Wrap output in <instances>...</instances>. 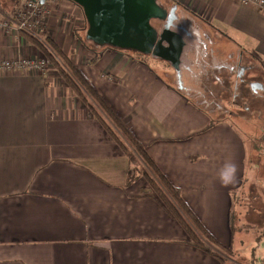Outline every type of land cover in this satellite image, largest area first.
<instances>
[{
  "label": "crops",
  "instance_id": "1",
  "mask_svg": "<svg viewBox=\"0 0 264 264\" xmlns=\"http://www.w3.org/2000/svg\"><path fill=\"white\" fill-rule=\"evenodd\" d=\"M156 1L165 10L176 8L174 32L188 34L181 87L119 52L79 71L145 146L205 230L233 249L241 245L231 233L234 197L256 166H246V143L231 127L208 128L209 116L183 99L188 95L182 60L194 42L228 45L212 39L211 30L237 44L228 50L237 60L236 66L229 64L230 72L246 57L264 70V10L233 0ZM46 24L59 33L61 27L51 20ZM63 34V44L73 40L71 29ZM27 37L0 31V60L36 58ZM56 73L0 75V264H219L143 194L144 177L128 182L129 171L138 167ZM226 164L237 168L227 185L220 180ZM258 229L264 231L262 224ZM256 241L250 243L253 261L245 264H264V236Z\"/></svg>",
  "mask_w": 264,
  "mask_h": 264
},
{
  "label": "rangeland",
  "instance_id": "2",
  "mask_svg": "<svg viewBox=\"0 0 264 264\" xmlns=\"http://www.w3.org/2000/svg\"><path fill=\"white\" fill-rule=\"evenodd\" d=\"M18 5L19 3L10 2V0H0V12H3L2 14L7 16L6 18L1 16L0 21H11V18H13V15L16 11L15 9L18 8ZM247 6H250L251 8L258 7L254 4H248ZM257 9L264 10V8H260V6ZM45 10L47 11V16L44 24V32L39 34L37 37L42 41V36H49L53 44L57 46L56 49L61 53L57 56V58H59L57 59V62L60 64L61 69L67 70L68 68L69 72H71L68 63L65 61V58H67L75 66L76 70H79L80 68V70L84 71L85 64L93 65L91 60L96 55H98L99 59L100 56L111 53L110 51H106L102 47H97L86 40L85 36L87 26H83L82 10L73 3L62 0H51L49 3L45 4ZM48 20H51V22L56 24V26L61 27L59 33L46 24V21ZM65 21L67 23H64ZM153 24L158 27L157 23ZM66 29H71V34H74V38L73 40L68 39L67 42L65 41L63 44V32L65 33ZM214 32L211 30L208 31V34L212 39H219V37L221 39L223 38L228 45H221L220 49V47H217L219 42L213 41L210 43L209 39V43H202L206 46V50L204 49V51L202 49V44L199 42L191 43V45L188 46L190 53H186L185 58L183 56L182 60V64L189 67L183 69L185 72L184 84H186V90L184 91L185 94L188 95V98L183 96V99L195 108L197 107L198 109L203 110V113L209 116L210 125L212 127L216 126L217 124H225L231 127L232 130H236L238 133H240L241 136L239 135V137L241 140L243 139L245 141L247 148L246 166H261L255 170L254 173H256V176L253 173L250 174V182L246 184L247 186L245 189L241 188L239 191H237L234 197V203H236L234 210H237L236 215L238 214L239 217L238 220L235 219L234 226L236 228V232L233 233V236H235V241L238 239V241L243 240L245 242H243V244L240 246L235 245L233 247V250H237V252H235L234 258L241 264H245L247 260L253 261V257L251 256L253 251L251 245L246 243L247 241L242 237L243 234L248 235V233L243 232L242 235L241 233L238 234L240 224L241 227L247 226V228L250 229L252 233L254 230H258L256 228L257 226H254L253 224L254 217L252 216H256L258 214V222L260 218L264 220V217L261 214L264 212V70L260 66L259 62V64H257V62L254 60L250 61L248 60L249 58L246 57L245 59H247V61L245 62V59H243L242 63L240 64V66L246 67V71L241 75V78H238V68L235 67L237 60L234 59L236 56L228 51L230 48H235L234 51L237 49V44L234 47V38H227L224 35H219L218 33ZM64 37L67 38L65 35ZM28 45L31 46L30 43ZM123 54L136 62L135 64H139V66L143 67L142 70H145L144 68H146L148 69V72L153 74H160L161 76L164 74V79H167L170 85L176 87V73L167 62L152 58L150 56L132 54L131 52H125ZM42 56H44L45 60L47 59L50 62V67L47 69V71L49 69H55V72H58L56 73L58 78L62 80V83L68 87L72 97L79 99V103H81L80 101H83V99L86 100L84 95L82 97H77L76 91L69 87L64 78L62 79L60 76L62 73L59 72L57 68H55V64H53L50 59L45 57V55ZM42 56H39L38 54L36 58H15L7 60L1 59V61L7 62L11 60L29 63L30 61H35L37 58H42ZM230 63L233 65L235 63V69L232 70V72L229 71L228 67ZM213 65H217L220 68L214 69ZM221 66L225 67L221 68ZM89 71L92 75L98 73V71L94 72V67L89 69ZM27 73L29 72L17 74ZM45 73L42 75L45 76ZM2 74L3 70L0 72V75ZM166 75L169 76V78H167ZM216 78L218 81H215ZM105 82L108 84L112 83L107 80H105ZM254 83H259L262 86V89L253 92L250 88V85ZM105 96L110 99L109 94H105ZM88 100L89 98L87 101ZM87 101H85V103H87ZM134 158L135 157L128 158L129 164L132 166H139ZM136 170L135 176L138 177L139 169L137 168ZM140 176L143 175L140 174ZM144 179L148 184L147 178L144 177ZM243 191L244 194L242 193ZM239 209L242 212H238ZM240 216H242V219ZM243 220H245L246 226L244 225ZM237 234L238 236L236 237ZM253 236L254 235L251 234V238ZM232 254L233 253L231 252L230 255L232 256ZM261 257H263V253L259 254V258Z\"/></svg>",
  "mask_w": 264,
  "mask_h": 264
},
{
  "label": "trees",
  "instance_id": "3",
  "mask_svg": "<svg viewBox=\"0 0 264 264\" xmlns=\"http://www.w3.org/2000/svg\"><path fill=\"white\" fill-rule=\"evenodd\" d=\"M10 2L18 3L19 0H10ZM82 20L84 24L83 26L85 27L86 21L84 17L82 18ZM27 36H28L27 37L28 43H30L35 49H37L40 55H45V57L50 59L52 63L55 64V68H57L59 72L62 73V75L59 73L60 76L62 77V79L63 78L65 79L69 87H71L74 91H76L77 97L79 96L82 97L83 95L86 97V100L83 99V101L81 100L80 102L84 104V106L89 112V115L94 119H96L97 122H99L104 127V129L107 131L110 137L125 152L128 158L135 157L134 159L139 165V166H135L138 167L139 169L138 175L140 176L141 174L144 177H146L148 180L147 188L143 191V194L149 195L154 200H156V202L161 206V208H163V210L171 218H173L180 224V226L187 233L189 242L194 247L203 251L204 253L214 258L215 260H217L219 264H228V263L241 264L234 258L235 252H237V250H233L230 247L223 248L207 232V230H205V228L202 226L199 220L195 217V215L192 213V211L183 201L180 195V191L169 183V181L165 178V176L151 161L150 157L147 154L145 146H143L134 137V135L127 128L126 124L116 115L113 109L107 103H105L103 99L97 94L95 89L88 82H86V80L79 72V70H76L75 66L67 58H65V61L68 63L71 72H69L68 68L67 70H63L60 68V64L57 62V59H59L57 58V56L58 54L60 55L61 53L56 49L57 46L53 44L49 36H42L43 37L42 41L38 37L29 36V35ZM73 38H74V34H73ZM102 48L110 52L125 53L123 51H118L108 47H102ZM97 60H98V55L92 58L91 63L94 64L97 62ZM88 98L89 100L87 101ZM85 101H87V103H85ZM211 127H212L211 125L208 126V128ZM235 132L238 136L239 135L241 136V134L238 133L236 130ZM258 167L261 166H256V169ZM136 169L137 168H134L131 170V172L129 171L127 176L128 182L136 180V176H135ZM254 175L256 176V173H254ZM246 178H248V174ZM235 207H236V203L233 202V211L231 212L232 234L236 232L234 223H235V219L238 220L239 217L238 214L236 215L237 210L236 211L234 210ZM238 212H242V211H240L239 209ZM252 217H254L253 224L254 226H257L256 227L257 229L259 228L258 225L259 222L260 224H262V227H264V220H262L261 218L259 219V222L257 220V218H259L258 214L256 216L253 215ZM240 218L242 219V216H240ZM243 222L244 225L246 226L245 220H243ZM240 227L238 233H241V235L243 234V232L248 233V235H244V234H243L244 236L242 235V237L245 238V240L247 241L246 243L249 244L254 242L256 243L257 242L256 240L260 237V235L264 236L263 230H259V229L254 230L251 233V230L248 229L247 226L241 228ZM251 234L254 235L252 238H251ZM243 242H244L243 240L238 241V243H240L241 245L243 244ZM231 252L233 253L232 256L230 255Z\"/></svg>",
  "mask_w": 264,
  "mask_h": 264
},
{
  "label": "water",
  "instance_id": "4",
  "mask_svg": "<svg viewBox=\"0 0 264 264\" xmlns=\"http://www.w3.org/2000/svg\"><path fill=\"white\" fill-rule=\"evenodd\" d=\"M46 1L38 0V3L44 5ZM67 1L82 10L87 41L97 47L165 61L177 73L179 80V64L185 42L173 30L177 19L175 7L167 11L156 0ZM155 22L163 23L160 30L153 24ZM250 88L256 92L262 86L254 83Z\"/></svg>",
  "mask_w": 264,
  "mask_h": 264
},
{
  "label": "built area",
  "instance_id": "5",
  "mask_svg": "<svg viewBox=\"0 0 264 264\" xmlns=\"http://www.w3.org/2000/svg\"><path fill=\"white\" fill-rule=\"evenodd\" d=\"M242 6L248 4H254L264 8V0H234ZM47 0L45 4L49 3ZM18 8L15 9V13L11 21H0V31L8 35H29L37 37L44 32V24L47 16L45 10V4L40 5L38 0H19ZM255 7V8H258ZM42 56V55H39ZM50 67V62L42 56L37 58L33 62L25 63L24 61H1L0 60V72L3 73H26L35 72L44 74Z\"/></svg>",
  "mask_w": 264,
  "mask_h": 264
},
{
  "label": "clouds",
  "instance_id": "6",
  "mask_svg": "<svg viewBox=\"0 0 264 264\" xmlns=\"http://www.w3.org/2000/svg\"><path fill=\"white\" fill-rule=\"evenodd\" d=\"M237 168L235 164H226L220 173L221 183L227 185L234 182Z\"/></svg>",
  "mask_w": 264,
  "mask_h": 264
},
{
  "label": "flooded vegetation",
  "instance_id": "7",
  "mask_svg": "<svg viewBox=\"0 0 264 264\" xmlns=\"http://www.w3.org/2000/svg\"><path fill=\"white\" fill-rule=\"evenodd\" d=\"M167 11H169V10H167ZM155 23H157L159 26L157 27V29H161L162 28V26H163V23H161V24H159V22H155ZM177 26V25H176ZM174 29H176V27H174L173 28V30ZM177 31H179V32H184V31H182L181 30V27H179V26H177ZM186 35H188V34H186L185 32H184V34H183V38H184V40L186 39V41H187V37H186ZM186 44H187V42H186ZM189 46V45H188ZM188 46H187V49H188ZM181 66V62H180V64H179V67ZM185 67H188V66H185ZM189 68V67H188ZM246 67H238V71H237V76L238 77H240L241 78V75L242 74H244L245 73V71H246V69H245ZM188 71V70H187ZM179 72H180V70H179ZM180 74V73H179ZM177 73H176V81H177V86H179V85H181L180 83H179V81H180V78H179V80H178V78H177ZM255 84H259V83H255ZM180 87V86H179Z\"/></svg>",
  "mask_w": 264,
  "mask_h": 264
}]
</instances>
